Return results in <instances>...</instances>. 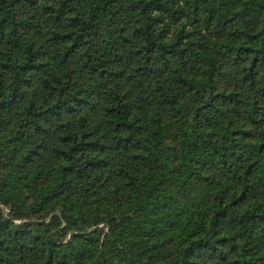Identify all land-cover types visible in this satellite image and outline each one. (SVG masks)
<instances>
[{"label":"trees","instance_id":"obj_1","mask_svg":"<svg viewBox=\"0 0 264 264\" xmlns=\"http://www.w3.org/2000/svg\"><path fill=\"white\" fill-rule=\"evenodd\" d=\"M0 264H264V0H0Z\"/></svg>","mask_w":264,"mask_h":264}]
</instances>
